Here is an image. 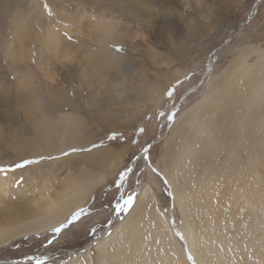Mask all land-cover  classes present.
I'll list each match as a JSON object with an SVG mask.
<instances>
[{"label":"rangeland","instance_id":"1","mask_svg":"<svg viewBox=\"0 0 264 264\" xmlns=\"http://www.w3.org/2000/svg\"><path fill=\"white\" fill-rule=\"evenodd\" d=\"M257 1L0 0V167L45 157L0 173L1 217L40 211L79 168L101 173L80 159L114 154L110 175L83 206L95 235L73 228L47 245L51 229L0 248V264L30 254L46 264H110L93 243L121 237L137 264H264V66L256 65V51L264 52V0L239 31ZM201 80L175 122L161 128L157 112L169 114ZM241 87L254 92L237 93ZM138 128L146 131L134 144ZM153 142L151 165L160 175L137 161L122 189L136 195L135 206L107 230L114 182ZM71 147L78 151L62 156ZM145 188L153 202L143 198L138 207ZM140 211L148 223L171 221L172 237L163 232L168 248L154 249L146 234L139 253L122 231Z\"/></svg>","mask_w":264,"mask_h":264},{"label":"bare ground","instance_id":"2","mask_svg":"<svg viewBox=\"0 0 264 264\" xmlns=\"http://www.w3.org/2000/svg\"><path fill=\"white\" fill-rule=\"evenodd\" d=\"M117 7L118 9H121V6ZM252 10L248 17H250L251 15L254 17L255 11L252 12ZM50 39L55 40L54 36H51ZM256 54L258 57L256 65L263 64L264 66V52L259 50L256 51ZM212 67L213 66L211 65V63H209V72L212 71ZM224 81V83H226L227 79H225ZM227 85H229V83H227ZM235 91L237 93L244 94L254 92L251 87H241L239 89H235ZM113 156L114 154L110 152V150H98L80 159L82 160L81 162H83V164L85 162V164L92 167L97 166L101 169V173L95 175L89 168H79L77 174L70 177V180L65 183L61 191L57 192L56 194L52 193L54 194V196H52L53 198H50V202L48 203V205L46 207H43V209L41 207L40 211L35 209H25L27 211H24L21 215H18V213H15L12 210L9 211V215L7 214L8 216L6 215L7 217H1L0 214V248L6 247L17 240H23L27 237L41 235L53 229L54 227H57L59 223L64 221L73 211H76L79 208L83 207L88 198L96 191L99 186H101V184L106 181L107 177L110 175L112 168L109 167L108 162L112 160ZM141 159L144 160L143 158ZM132 166L133 163L131 164L130 168H132ZM146 199L147 201H149V203L153 202L154 199V196L153 194H151L149 188H145L141 193V200H139L137 204L138 207L141 206L142 200L144 202ZM184 202L186 201L184 200ZM24 208H26V206H24ZM145 219L146 216H143L142 211H140L138 219L134 222L125 223L126 227H122V231L128 232L130 238L135 243V246H137L136 248L139 253H142V251L146 250V247H143L145 246L146 242V234H149L153 239L154 245H152V247L154 249H157L159 246L160 248H162V251L163 248L164 250L165 248H168L167 246L164 247V243L166 242V235H164L163 232L165 230L167 232V236L172 237L171 221L169 219H164L161 216L150 217L149 219H152L150 223H148ZM112 223L113 220L110 226L112 225ZM183 237L185 240H187L186 236ZM112 239L113 238H102L99 241L97 240L95 243H93V245H95L96 249L98 250L97 252L99 253V258L102 261H104L106 257H109L110 264H137L140 261V257L138 258L136 255L132 256L125 251L124 248L127 245L126 240H124L122 237L116 239L115 241H112ZM169 243L171 242L167 241V244ZM108 244L111 246V250L114 252L113 255L108 254L105 250L107 248H105V246ZM73 254H75V252H73ZM80 258L82 257L79 256L78 259L76 257L75 261H82L83 258Z\"/></svg>","mask_w":264,"mask_h":264},{"label":"snow or ice","instance_id":"3","mask_svg":"<svg viewBox=\"0 0 264 264\" xmlns=\"http://www.w3.org/2000/svg\"><path fill=\"white\" fill-rule=\"evenodd\" d=\"M44 8L46 10H48V15L51 16L52 13L49 10V6L46 3L44 4ZM65 36H67V38L69 40L72 39V37L68 36L67 33H65ZM115 51L122 53L124 50L121 47H115ZM174 93H175V88H172L167 92L166 95L169 99H172L174 96ZM157 115L160 116L162 119H164L166 124L171 125L175 122V119L178 115V112L172 111L171 113L166 115L163 110H160L157 112ZM149 119H151V118H149ZM145 131H146L145 128H138L137 129V132L134 133V138H133L134 144L139 143L138 137L143 136L145 134ZM109 139L115 140L116 137L113 135V136H110ZM152 147H153V145L146 143L140 150L141 158H143L145 160L146 165L148 167H151V170L156 175H160V173L157 171V169L155 167H152V165H151L150 152H151ZM91 150L92 149H89V151H91ZM77 151H78V149L76 147H71L70 150L62 151V156L67 157V156H70V155L76 153ZM47 158L48 159H54L57 157L49 156ZM44 159H45V157L43 155H41L37 158L22 159L21 161L15 163L14 165H11L7 168L0 167V173H4L5 175H7L9 172H15V171L20 170V169L28 168L29 166L34 165V164H40ZM130 174H134V170L132 168H129L126 166L125 169L119 173L118 179L114 182L116 192L118 195L113 197V199H115L116 202H115L112 210L114 212H116L117 215H119L121 213H125V214L129 213L132 210V208L135 206V203H136V199H137L136 195L126 194L125 192L122 191L125 183L129 179ZM22 182L23 181L21 178V179H18L16 183H17V185H19ZM163 182L165 185L168 184V180L166 178L164 179ZM169 195L171 196L172 193L169 192ZM173 199H174V197H173ZM90 215H91L90 210L85 209L83 207L79 208L76 211H73L64 221L60 222L57 227H54L52 229V236L47 239L46 244L52 245L53 243L56 242L57 238H59L61 236V234L67 235V233L70 232L73 228H82V230L86 234L95 235L96 229L94 228V226L85 224V217H90ZM189 259L191 260L192 257L189 256ZM16 264H46V262L42 258L37 257L34 254H30V255H27L26 259L17 261Z\"/></svg>","mask_w":264,"mask_h":264},{"label":"water","instance_id":"4","mask_svg":"<svg viewBox=\"0 0 264 264\" xmlns=\"http://www.w3.org/2000/svg\"><path fill=\"white\" fill-rule=\"evenodd\" d=\"M261 2H262V0H258V1H257V3H256V5L254 6L252 12L255 11V13H256V11H257V9L259 8ZM254 15H255V14H254ZM252 18H253V16L251 15L250 17L247 18V20H246L244 23L240 24V25H239V31H241V30L243 29V27H244L245 25H247V24L251 21ZM202 83H203V80H201V81H200L197 85H195L192 89H189V91H188V92L182 97V99L180 100V102H179V103H178L173 109H171L170 113H171L172 111H178V110L180 109L181 105L184 104L185 99L189 96V94L195 92V91H196V90L202 85ZM163 125H165V121L162 123L161 128H162ZM155 144H156V142H153L151 145L154 146ZM139 159H141V153H140V154L138 155V157L133 161V166H132V169H133V170H134V168H135V166H136V163H137V161H138ZM129 176H130V175H129ZM116 216H117V214H116V212H115L114 215H113L112 220L115 219ZM110 224H111V223H110ZM110 224L108 225L107 230L110 229ZM175 226H176V225H175ZM104 233H105V232H104ZM100 237H101V235H100L98 238H100ZM25 259H26V258H25ZM21 260H24V259H21ZM19 261H20V260H19ZM16 262H17V261H11V262H9V263L16 264Z\"/></svg>","mask_w":264,"mask_h":264}]
</instances>
